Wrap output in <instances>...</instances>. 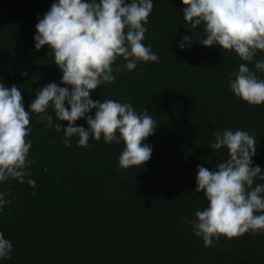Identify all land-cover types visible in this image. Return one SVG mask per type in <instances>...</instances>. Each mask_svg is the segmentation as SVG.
Returning a JSON list of instances; mask_svg holds the SVG:
<instances>
[{
	"label": "trees",
	"instance_id": "obj_1",
	"mask_svg": "<svg viewBox=\"0 0 264 264\" xmlns=\"http://www.w3.org/2000/svg\"><path fill=\"white\" fill-rule=\"evenodd\" d=\"M54 2L0 0V83L21 88L26 111L45 85L64 87L51 50L36 51L33 39L38 19ZM152 2L143 43L159 63L115 72L113 83L91 93L93 100L149 110L157 124L144 141L151 158L143 167L122 169L123 143L90 139L83 148L73 137L65 147L63 133L46 129L32 114L27 139L36 187L0 182V192H11V203L0 212V232L13 244L12 259L0 264H264V233L221 237L205 247L183 222L207 206L203 193L195 192L197 166L215 169L226 159V151L217 155L209 148L213 132L240 129L257 137L253 165L264 173V104L251 106L234 96L228 79L241 61L199 43L206 37L201 26L192 29L183 20L181 0ZM192 34L191 46L181 50L182 37ZM48 112L54 123L67 126ZM74 126L87 127L86 119Z\"/></svg>",
	"mask_w": 264,
	"mask_h": 264
},
{
	"label": "clouds",
	"instance_id": "obj_2",
	"mask_svg": "<svg viewBox=\"0 0 264 264\" xmlns=\"http://www.w3.org/2000/svg\"><path fill=\"white\" fill-rule=\"evenodd\" d=\"M183 20L192 29L201 26L204 47L217 46L234 53L241 63L229 74L228 86L236 98L251 106L264 104V0H181ZM152 0H56L35 25V50L47 46L54 64L62 72L55 82L35 92L24 107L21 88L0 83V182L16 181L36 187L29 159L32 114L46 129L63 133L62 143L89 147V140L106 144L123 143L118 159L122 169L143 167L152 148L144 143L157 129L156 121L145 108L138 113L128 102L91 99L101 85L115 81V72H131L139 63H159L151 46L143 43L148 31ZM192 36L184 35L178 47H190ZM122 59V65L116 64ZM115 65V67H114ZM27 76V72H22ZM66 121L67 126L54 123ZM94 113V114H90ZM86 119L87 127L74 126ZM212 154L227 156L215 169L197 166L196 193H203L207 206L196 210L185 223L205 247L214 246L221 237L228 240L246 233H264V181L259 165H253L257 137L247 131L225 128L213 132ZM45 172L47 168L43 169ZM58 179V178H57ZM10 190L0 192V212L11 203ZM31 195H36L35 192ZM13 244L0 232V259H12Z\"/></svg>",
	"mask_w": 264,
	"mask_h": 264
}]
</instances>
